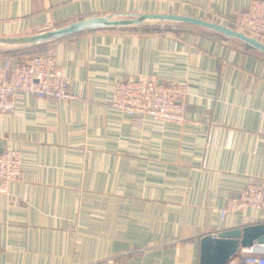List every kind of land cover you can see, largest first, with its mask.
Segmentation results:
<instances>
[{"label":"crops","instance_id":"obj_1","mask_svg":"<svg viewBox=\"0 0 264 264\" xmlns=\"http://www.w3.org/2000/svg\"><path fill=\"white\" fill-rule=\"evenodd\" d=\"M251 1L0 0V35L113 12L231 26ZM38 48L79 97L21 91L0 113V151L23 155L22 177L0 192V264H200L204 235L264 223L263 53L191 26L103 28ZM138 76L185 84V122L133 127L112 88Z\"/></svg>","mask_w":264,"mask_h":264},{"label":"built area","instance_id":"obj_2","mask_svg":"<svg viewBox=\"0 0 264 264\" xmlns=\"http://www.w3.org/2000/svg\"><path fill=\"white\" fill-rule=\"evenodd\" d=\"M232 25L258 39L264 37V0H252L246 9L237 14ZM21 91L60 102L79 97L70 91L63 69L54 55L48 52L16 58L4 56L0 64V113L15 111ZM187 95V87L183 83L138 76L120 80L113 86L112 105L127 113L135 128H141L148 119L183 123L186 120ZM261 114L264 115V111ZM261 136L264 137V130ZM22 168L20 149L0 151V192L8 191L9 183L22 177ZM256 185L264 193V185L259 181ZM227 212V209L222 210V218ZM235 256V264H264V242L242 247Z\"/></svg>","mask_w":264,"mask_h":264},{"label":"water","instance_id":"obj_3","mask_svg":"<svg viewBox=\"0 0 264 264\" xmlns=\"http://www.w3.org/2000/svg\"><path fill=\"white\" fill-rule=\"evenodd\" d=\"M191 26L221 33L264 54V41L217 21L179 13L113 12L86 16L63 25L22 35H0V52H12L45 45L61 38L103 28ZM264 242V223L208 233L201 239L200 264H227L239 247Z\"/></svg>","mask_w":264,"mask_h":264},{"label":"trees","instance_id":"obj_4","mask_svg":"<svg viewBox=\"0 0 264 264\" xmlns=\"http://www.w3.org/2000/svg\"><path fill=\"white\" fill-rule=\"evenodd\" d=\"M152 28L154 27H157V26H151ZM177 27V26H176ZM179 27V26H178ZM231 27H233L234 28V26L233 25H231ZM147 28V27H146ZM35 51H39V48L38 47H34V48H29V49H24V50H18V51H12V52H7L6 54H12L13 56L12 57H18V56H20V55H22V54H24V55H29V54H31V52H35Z\"/></svg>","mask_w":264,"mask_h":264},{"label":"rangeland","instance_id":"obj_5","mask_svg":"<svg viewBox=\"0 0 264 264\" xmlns=\"http://www.w3.org/2000/svg\"><path fill=\"white\" fill-rule=\"evenodd\" d=\"M259 39H262V40H264V37H259ZM41 52L40 51H35V52H31V54H40ZM31 54H29V55H31ZM6 55H8V56H13L12 54H6L5 53V55L4 56H6ZM20 56H25L24 54H22V55H20Z\"/></svg>","mask_w":264,"mask_h":264}]
</instances>
